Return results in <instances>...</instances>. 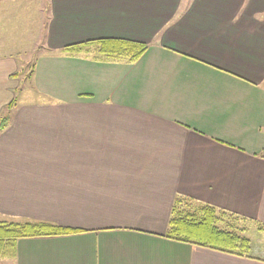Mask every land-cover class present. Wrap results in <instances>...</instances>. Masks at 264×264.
Instances as JSON below:
<instances>
[{
  "label": "crops",
  "instance_id": "crops-1",
  "mask_svg": "<svg viewBox=\"0 0 264 264\" xmlns=\"http://www.w3.org/2000/svg\"><path fill=\"white\" fill-rule=\"evenodd\" d=\"M49 1L27 84L0 53V117L17 94L0 221L79 231L19 238L0 261L264 264V0ZM97 38L147 48L134 61L63 49ZM176 198L213 207L248 253L166 237Z\"/></svg>",
  "mask_w": 264,
  "mask_h": 264
},
{
  "label": "trees",
  "instance_id": "trees-1",
  "mask_svg": "<svg viewBox=\"0 0 264 264\" xmlns=\"http://www.w3.org/2000/svg\"><path fill=\"white\" fill-rule=\"evenodd\" d=\"M146 48L147 43L145 42L124 38L90 39L63 47L69 52H93L96 55L110 58L123 57L128 61L136 60ZM29 72L32 73V65ZM16 98L17 94L7 104V111L1 114L0 129L9 119V113L16 103ZM181 204L182 199L176 198L167 222L166 237L239 255L248 253L249 240L247 238L216 226L218 216L213 207L201 206L194 210H187ZM76 231L79 230L46 222L0 221V258L13 253L16 240L19 238L63 235Z\"/></svg>",
  "mask_w": 264,
  "mask_h": 264
},
{
  "label": "rangeland",
  "instance_id": "rangeland-1",
  "mask_svg": "<svg viewBox=\"0 0 264 264\" xmlns=\"http://www.w3.org/2000/svg\"><path fill=\"white\" fill-rule=\"evenodd\" d=\"M2 5L5 8L0 10V53L17 56L18 77L24 85L29 80L33 57L39 46L47 42V21L52 4L49 0H5L0 3ZM5 260L0 264H7Z\"/></svg>",
  "mask_w": 264,
  "mask_h": 264
}]
</instances>
